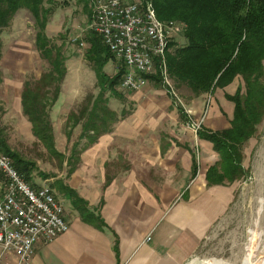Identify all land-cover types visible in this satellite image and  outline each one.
I'll list each match as a JSON object with an SVG mask.
<instances>
[{
	"label": "crops",
	"instance_id": "crops-1",
	"mask_svg": "<svg viewBox=\"0 0 264 264\" xmlns=\"http://www.w3.org/2000/svg\"><path fill=\"white\" fill-rule=\"evenodd\" d=\"M159 82L147 78L138 90L106 96L117 119L79 152L69 174L61 168L62 173L49 177L50 182L61 178L87 211L74 206L65 192H54L69 206L63 212L67 228L48 242L33 243L26 264H183L194 254L203 233L229 203L231 188L206 184L204 172L217 154L181 120ZM231 85L224 91L230 93ZM215 99L201 124L209 129L227 125L215 110L221 100ZM59 100L49 111L54 144L65 143L54 134L61 132L63 121L55 110ZM199 100L182 102L194 120ZM20 117L23 137L32 139L29 122L21 112ZM78 125L66 126V140ZM15 263L12 252L0 253V264Z\"/></svg>",
	"mask_w": 264,
	"mask_h": 264
},
{
	"label": "trees",
	"instance_id": "trees-1",
	"mask_svg": "<svg viewBox=\"0 0 264 264\" xmlns=\"http://www.w3.org/2000/svg\"><path fill=\"white\" fill-rule=\"evenodd\" d=\"M80 1L82 8L89 12L93 0ZM150 1L159 20L176 28L182 26L180 37L183 41L176 43L175 36L168 41L165 51L167 72L174 86L185 85L194 95L219 88L223 98L232 103L226 126L209 129L200 125L195 131L197 138L208 141L217 154V159L204 172L206 184L231 183L245 172L242 145L254 135L264 116V0ZM54 4L53 0H0V31L19 8L26 9L32 17L33 46L44 68L38 78L27 77L22 81L20 112L30 124L35 143L56 159L57 167L64 168V174H69L78 161L79 152L94 142L102 131L109 130L108 123L117 119L107 107L104 94L107 91L120 97L116 88L120 89L119 81L125 67L119 60L115 71L109 76L105 74L103 66L107 60H115L114 56L96 33L90 29L84 33L86 48L83 56L94 73L98 91L93 97H85L77 111L67 114L65 125L72 127L79 123L80 131L70 144L68 154L58 151L53 141L49 111L65 74L66 54L64 37L58 34L57 38L61 39L57 43L45 31ZM147 78L159 81L156 76ZM230 83H235V88L230 93L225 92L223 87ZM178 111L181 120L186 121L183 110L178 107ZM123 114L121 111L119 115ZM68 133L65 132L67 138ZM0 152L8 155L13 167L26 181L33 183L31 174L35 163L10 149L1 130ZM194 158L192 155L193 166ZM38 173L43 179L49 177L47 173ZM52 182L57 191L65 192L72 204L86 213L85 202L63 184L61 178Z\"/></svg>",
	"mask_w": 264,
	"mask_h": 264
},
{
	"label": "rangeland",
	"instance_id": "rangeland-1",
	"mask_svg": "<svg viewBox=\"0 0 264 264\" xmlns=\"http://www.w3.org/2000/svg\"><path fill=\"white\" fill-rule=\"evenodd\" d=\"M53 1L55 4L52 13L48 17L45 31L57 43L61 39L57 38L58 34L64 37V53L66 54L64 61L65 74L60 82L57 96L60 100L56 102L57 109H55L58 116H60L59 119L62 117L63 121L58 129L61 132L54 133L55 138L59 140L60 136H63L65 143L55 145L59 151L68 154L71 141L76 140L77 131L80 127L78 125L75 130H71L70 137L66 140L65 131L69 127L65 125V118L69 112L77 111V109L82 107L85 97H93L98 91L94 73L83 56L86 48L83 35L89 29L92 6L90 3V10L88 9L89 12H87L82 8L83 2L80 0ZM180 33L181 31L173 39L176 43L183 41ZM33 35L32 17L23 8L17 9L8 24L0 31V130L10 149L15 151L20 157L35 163V168L31 174L32 182L36 184L44 183V185L51 188L55 195L54 192L59 191H57L53 182H50L49 177H51L52 173L59 174L62 171L57 167L56 159L50 157L39 144L35 143L34 138L29 140L24 138L23 124L20 117L19 92L22 81L27 77L38 78L44 68L34 49ZM16 57L19 60L16 61ZM117 65H119V59H109L104 64L103 71L109 76L115 71ZM262 66L264 71V59ZM165 70L168 81L177 97V99H174L179 100V102L173 104L181 108L185 113V117H187L186 125L189 120L199 123V126L205 123V116L210 109V105L213 104L212 98L216 100V97L221 100V105L216 103L215 110L217 109L220 115L224 116L222 120L227 122V114L231 113L232 103L225 99L222 100L221 89L215 88L210 93L205 92L194 95L185 85L174 86L168 75L166 62ZM156 77L159 79L158 76ZM234 84L232 83L230 91L235 88L236 84ZM160 85L162 86V84ZM162 88L165 89L164 86ZM116 89L123 94L122 88L119 89L117 87ZM104 95L115 98L107 91ZM196 96H200L198 102L199 116L198 119L194 120L188 115L187 109L183 108L182 102ZM217 110L216 113H218ZM242 165L245 169L243 176L233 180L231 183L215 184L230 186V201L225 209L217 214L215 220L203 233L194 254L186 261L191 258L195 259V264H200L204 261L203 264L254 263L264 237V185H262L264 116L258 123L254 135L242 145ZM38 172L47 173L49 177L43 179ZM57 200L61 203L62 212L67 213L69 211L67 202L63 200L62 196H58Z\"/></svg>",
	"mask_w": 264,
	"mask_h": 264
},
{
	"label": "built area",
	"instance_id": "built-area-1",
	"mask_svg": "<svg viewBox=\"0 0 264 264\" xmlns=\"http://www.w3.org/2000/svg\"><path fill=\"white\" fill-rule=\"evenodd\" d=\"M88 27L123 63L119 83L124 90H138L148 76L156 75L173 103L179 102L167 78L165 59L159 57V47L172 40L182 26L157 24L150 17L147 0H93ZM187 126L195 132L199 123L189 120ZM59 205L49 186L26 181L0 158V253L12 252L15 264H26L33 243L48 242L66 230ZM190 261L196 262L190 258L183 264Z\"/></svg>",
	"mask_w": 264,
	"mask_h": 264
},
{
	"label": "bare ground",
	"instance_id": "bare-ground-1",
	"mask_svg": "<svg viewBox=\"0 0 264 264\" xmlns=\"http://www.w3.org/2000/svg\"><path fill=\"white\" fill-rule=\"evenodd\" d=\"M147 4L149 6V13H150V17L151 18H154L155 20H157V24H166L167 26L171 27V28H174L173 25L171 23H165L161 20H159L152 8V4H151V1L150 0H147ZM167 45L168 44H160V47H159V57L161 59H165V51H166V48H167ZM119 86L120 88H122L124 90V87L121 85V83H119ZM0 158L4 159V161H6L7 163H9L12 167V163H11V160L10 158L8 157V155H5L4 153L0 152ZM263 159V158H262ZM261 159V160H262ZM261 166V165H260ZM262 171H263V178H262V185H264V165L262 167ZM46 186V185H44ZM56 202H59L56 198ZM59 212L60 213H63L62 212V206L59 205ZM186 264H192V261L186 263ZM253 264H264V237H263V240H262V243H261V247L258 251V254L254 260V263Z\"/></svg>",
	"mask_w": 264,
	"mask_h": 264
}]
</instances>
